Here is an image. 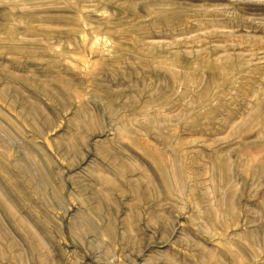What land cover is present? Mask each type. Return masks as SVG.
Here are the masks:
<instances>
[{
  "label": "rangeland",
  "instance_id": "rangeland-1",
  "mask_svg": "<svg viewBox=\"0 0 264 264\" xmlns=\"http://www.w3.org/2000/svg\"><path fill=\"white\" fill-rule=\"evenodd\" d=\"M0 264H264V0H0Z\"/></svg>",
  "mask_w": 264,
  "mask_h": 264
},
{
  "label": "bare ground",
  "instance_id": "bare-ground-1",
  "mask_svg": "<svg viewBox=\"0 0 264 264\" xmlns=\"http://www.w3.org/2000/svg\"><path fill=\"white\" fill-rule=\"evenodd\" d=\"M210 18V17H209ZM204 20V19H203ZM208 20H210V19H208ZM168 21V20H167ZM166 21V22H167ZM165 22V21H164ZM181 22V21H180ZM204 24V23H203ZM170 25V24H169ZM206 25V24H205ZM215 25V24H214ZM199 27H200V25H199ZM202 28V27H201ZM201 34V33H200ZM203 35V34H202ZM213 35V34H212ZM205 36V35H204ZM203 37V36H202ZM208 37V36H207ZM202 44V43H201ZM209 46V45H208ZM203 47V46H202ZM204 48V47H203ZM202 49V48H201ZM215 49V48H214ZM213 49V50H214ZM199 50V49H198ZM203 50V49H202ZM208 52V51H207ZM213 56V55H212ZM217 59V58H216ZM214 60V59H213ZM228 60H229V58H228ZM215 62V61H214ZM212 63V62H211ZM238 68V67H237ZM234 69H235V67H234ZM195 72V71H194ZM201 73V72H200ZM225 74V73H224ZM185 76V75H184ZM192 76V75H191ZM235 76V75H234ZM228 77V76H227ZM178 79V78H177ZM185 79H187V77L185 78ZM195 79V78H194ZM227 79V78H226ZM213 80V79H212ZM249 80V79H248ZM186 81V80H185ZM196 81H198V80H196ZM209 81V80H208ZM214 81V80H213ZM222 81V80H221ZM230 81V80H229ZM251 81V80H250ZM183 82V81H182ZM212 82V81H211ZM224 82V81H223ZM184 83V82H183ZM205 87V86H204ZM183 88V87H182ZM207 90V89H206ZM200 91V90H199ZM201 91H203V90H201ZM200 91V92H201ZM208 91V90H207ZM241 93V92H240ZM183 94V93H182ZM202 94V93H201ZM177 95V94H176ZM205 95V94H204ZM203 96V95H202ZM201 96V97H202ZM207 97V96H206ZM218 98V97H217ZM178 99V98H177ZM218 100V99H217ZM181 134V133H180ZM163 171V170H162ZM161 175H163V174H161Z\"/></svg>",
  "mask_w": 264,
  "mask_h": 264
}]
</instances>
